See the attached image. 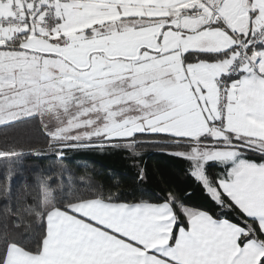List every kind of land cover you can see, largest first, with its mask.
Wrapping results in <instances>:
<instances>
[{
    "label": "snow or ice",
    "instance_id": "6c2138e0",
    "mask_svg": "<svg viewBox=\"0 0 264 264\" xmlns=\"http://www.w3.org/2000/svg\"><path fill=\"white\" fill-rule=\"evenodd\" d=\"M33 120L61 160L154 147L184 182L40 179L0 264H264V0H0V126Z\"/></svg>",
    "mask_w": 264,
    "mask_h": 264
},
{
    "label": "trees",
    "instance_id": "16d2710c",
    "mask_svg": "<svg viewBox=\"0 0 264 264\" xmlns=\"http://www.w3.org/2000/svg\"><path fill=\"white\" fill-rule=\"evenodd\" d=\"M9 149L17 155L0 157V230L7 207L23 209L37 202L40 179L51 177L49 183L57 191L61 180L67 189L69 176L77 186L89 179L105 187L119 184L121 192L145 198L158 195L165 186L182 187L184 182L182 162L154 147L141 149L138 156L123 151L72 152L61 160L49 151L48 138L36 120L0 126V150ZM141 169L146 173L143 181L138 175Z\"/></svg>",
    "mask_w": 264,
    "mask_h": 264
}]
</instances>
